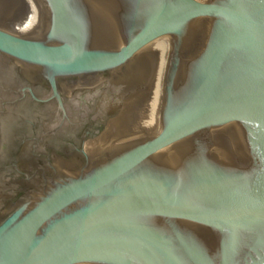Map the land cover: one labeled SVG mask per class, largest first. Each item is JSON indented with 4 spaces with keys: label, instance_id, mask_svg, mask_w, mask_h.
Here are the masks:
<instances>
[{
    "label": "water",
    "instance_id": "water-1",
    "mask_svg": "<svg viewBox=\"0 0 264 264\" xmlns=\"http://www.w3.org/2000/svg\"><path fill=\"white\" fill-rule=\"evenodd\" d=\"M32 1L25 37V3L0 0V54L63 110L59 79L153 53L128 131L156 132L42 172L0 221V264H264V0Z\"/></svg>",
    "mask_w": 264,
    "mask_h": 264
},
{
    "label": "flooded vegetation",
    "instance_id": "flooded-vegetation-1",
    "mask_svg": "<svg viewBox=\"0 0 264 264\" xmlns=\"http://www.w3.org/2000/svg\"><path fill=\"white\" fill-rule=\"evenodd\" d=\"M156 70L157 56L142 51L124 70L59 79L61 110L34 69L0 54V221L42 172L83 166L155 133L128 130Z\"/></svg>",
    "mask_w": 264,
    "mask_h": 264
},
{
    "label": "bare ground",
    "instance_id": "bare-ground-1",
    "mask_svg": "<svg viewBox=\"0 0 264 264\" xmlns=\"http://www.w3.org/2000/svg\"><path fill=\"white\" fill-rule=\"evenodd\" d=\"M21 1H23L25 3L26 22L22 23V24H19L18 27H17V31L16 32H19V33L23 32L24 33V32H28L30 21H31V18H32V14H33V10H34L35 5H34L32 0H21ZM24 35H25V33H24ZM127 127H129V124H128Z\"/></svg>",
    "mask_w": 264,
    "mask_h": 264
},
{
    "label": "rangeland",
    "instance_id": "rangeland-1",
    "mask_svg": "<svg viewBox=\"0 0 264 264\" xmlns=\"http://www.w3.org/2000/svg\"><path fill=\"white\" fill-rule=\"evenodd\" d=\"M24 33H25V35H24ZM24 33H23V32H20V33H19V32H16V35H19V36H25V37H26V36H27V32H24ZM124 126H125V128H126V125H124ZM127 126H128V125H127Z\"/></svg>",
    "mask_w": 264,
    "mask_h": 264
}]
</instances>
